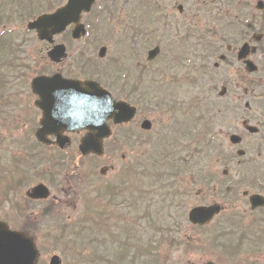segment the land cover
I'll return each instance as SVG.
<instances>
[{
	"label": "rangeland",
	"instance_id": "1",
	"mask_svg": "<svg viewBox=\"0 0 264 264\" xmlns=\"http://www.w3.org/2000/svg\"><path fill=\"white\" fill-rule=\"evenodd\" d=\"M64 1L65 0H62V3ZM151 1H153V4H156L157 7L159 6L160 10L163 12V22H166L165 26H167V28H165L162 33L156 32V35L150 41L147 40L145 35L138 36L140 42H137V44L134 45L136 46L134 50L139 54L137 60H131L127 56H123V53L119 51V47H122L123 44L127 47V41L132 40L130 37L133 29H144V25L140 20L142 17V11L139 8H132L134 0H101V2L94 7L91 15L85 18V22L90 26L95 24L97 13L101 11V5L115 4L116 6L114 10H111L112 15L110 13V15H107L106 13L104 16L103 14L101 17L103 20L99 21L100 27L98 31L93 29V27L88 28V39L85 42L87 43V49L88 43L90 44L89 54L94 59V63L96 61L100 68L110 67L109 69H111L113 68L114 61L117 59V61H121V64L125 67L124 69H141L143 65L146 64H149L147 69L150 70L160 68L168 69L171 51L175 50L176 53H182V51H180L181 47L179 41L180 39H183L185 31H187L186 27L195 28L196 35L207 36L209 39L217 40L219 36H213L210 34V30H215L219 33L220 31H223V29H227V26L224 23L223 12H221L222 8L226 7L225 5L233 4L232 2H238V0ZM257 1L258 0H240L237 3L238 9L240 10L249 6L243 17L246 18L245 25H247V22L251 19L248 25H252V27L254 26L253 30L244 31L246 35H237L233 33L232 37L235 39L230 41L231 43L220 44V46H218L219 54H215L208 60L206 59L205 62L202 61L203 52L199 51V60L196 55L191 61H188L185 57L181 64L172 63L173 68L167 71V76H177V83L174 85L176 88L171 91V98L173 101H177V104H181L185 110L192 99H199L198 102L200 103V107L197 114L195 115L192 112L190 114L189 112L188 116H191V122L189 123V120L183 127L186 129V132H188L189 137H187V142L189 139L195 140L191 150H195L199 147L197 149L199 154L204 148V145H206V141L210 137L211 132L215 140L214 143H222L224 151L229 150L231 153L235 154V151L238 150L235 149L236 147L231 146V143L229 142V136L234 133V129H237V123L239 122L241 113H245L244 107L242 106L243 104H240L237 99L238 96L241 97V99H239L240 101L250 102L251 108L246 112L247 115H250L255 119H260L261 113L264 116V86L261 89H253L251 86L255 83L254 78L245 76L242 87L247 88L246 95L243 96L239 88L236 89L238 94H231L230 91H232L234 79L238 77V71L241 69V64L233 58V55L228 56V63L220 62L219 60L220 55L225 53L226 56L228 55V53L225 52L227 45L233 46L235 48V53H237L242 44L249 43V39L251 34H254V30L260 29L259 27L264 25V10L258 11L255 8ZM180 5L182 7V13L177 9ZM217 9L220 10L217 11ZM230 9L234 8L230 7ZM229 13L231 12L227 9L224 12V14L228 16H236L239 15L240 11L238 13L232 12L234 13L233 15ZM159 15L160 14H158V16ZM230 21L234 20H227V22ZM14 24L9 26L11 28V35L16 40L15 44L14 42L13 44L16 47H18L17 44H20L21 49L18 47L19 50L16 52V57L12 61L14 62L12 68L9 67V70L5 72L7 83L1 90L4 103L0 101V166H5V163L10 160L12 156L19 157L22 154L23 142L21 141L26 140V126L20 119L21 110L27 108L33 110L37 114V111L33 107V101L35 98L31 95L29 89V84L31 79L35 76V71L39 70V68H48L52 72L57 69H60L65 73L73 71L72 68L75 65L77 52L84 49V42H72L66 35L56 37L55 43H63L66 45L67 58L60 65H54L50 63L46 56L49 46L46 43L39 42L34 34H26V23L23 26L18 23ZM235 25V22L232 23V26ZM149 27L154 29L155 24L151 23L148 25V29ZM237 27L238 29L235 31L242 29L239 24ZM153 29H151V32ZM245 29L246 28H244V30ZM106 37L110 39L105 41L104 39ZM234 40L236 43L235 46L232 43ZM94 42H96L97 45L95 49ZM194 44H196V41H194ZM260 44L264 45V40H262ZM101 46L107 48L106 56L103 60H100L97 57L98 49ZM154 46L160 47V55L157 60L147 63V51ZM192 53L196 54L195 52ZM87 57L88 54L86 58ZM215 63L217 64L216 69H214ZM186 65L192 66L195 69V72L189 70V67ZM205 65L206 67H209L210 71L207 70ZM196 67L198 68L196 69ZM90 72L92 75L95 74V71L93 70ZM260 76L261 77L259 78L264 79V73H261ZM187 77L190 79L192 78L191 85L186 82ZM222 87H226V93L221 97L219 96V92ZM229 101L234 106H237L239 110L232 114L230 113L226 117L227 119L222 121L219 120L214 127L216 119H218L220 105H224V102ZM13 102L17 103V107L21 106V108L14 109ZM259 105L261 108H259ZM184 110L178 112L179 119H186L185 117L187 116L184 115L186 114V112L184 113ZM153 117L154 115L151 113L148 118L153 120ZM37 118L39 119V115H36V120ZM172 122L173 120L165 123L171 124ZM238 131L237 134H239ZM158 133L159 123L155 121V128L151 132V135L153 134V136L146 137L145 140L156 138ZM263 136L264 132L250 137L247 136L244 139L245 142L240 146L243 147L245 144L250 146L251 149L248 150L249 153L247 157L250 158L251 161L256 159L257 165H264V155L262 158L257 159L256 154L259 150L255 148L257 146L256 144H260L262 139L264 140ZM187 142H185V144H187ZM197 142H199V144H197ZM148 144H150V142L135 143L134 150L137 152L135 153V158L133 157L134 154L129 152L125 147L123 148V152L116 151L113 154L105 152L103 159L96 161V170H94L89 176L90 181L86 185H81L76 188V195L68 194L69 197H64L62 194H58L54 189L50 188L52 191V197H55L60 202V211L65 214L67 221L65 220L66 224L61 231L63 234H61L59 230L53 226V222L49 221V219H39L36 212L34 220H38L39 228L38 232L33 233L32 236L41 253L38 264H48L49 258L53 254L58 255L62 259V264H149V256H152L151 264H156V259L158 258L159 253H153V251L161 241V235L163 234L161 233V230L169 227L170 223H172L173 226L176 221H179L180 224L176 228V232H173L172 229L168 236L166 234V243L160 260H158L159 264H204L207 261H211L215 264H242L248 256H257L258 264H264V245L258 246V242L264 241V239L261 238V240H258V238H253V240H248L247 245H242L240 247L239 256L232 257V261L228 262L223 258L224 254L218 255L217 253H213L214 250L211 241L205 238L208 236L207 233L202 235L204 229L198 230L188 224V207L193 204L198 205L201 203L209 204L212 202H218L225 206L224 214L213 221L211 224L213 226L218 222L219 224H222L226 218L233 214L235 217L243 216L246 218L248 225L251 223V220L257 216V213H249L247 199L242 197L241 194V191H243L242 188L240 193L235 192V194H237L236 199L234 198L235 200H232V198L229 200L228 197L224 200L223 197H220L219 185L210 187L209 184L204 183L205 181L200 180L203 176L220 174L217 181H227V179L221 178L224 170L230 175L228 181L237 180L238 177V167H233L232 163H230L228 168L222 165L219 166V160L212 159L208 154L204 155L206 159L202 164L205 168L204 172L199 174L198 187L190 184V188H187L186 209L175 210L176 202H178L180 196H182L181 194L184 192L183 189L185 184L190 179L189 168L184 171L183 168L181 169L178 167L179 170L177 169L173 172L180 173V175H178V178L175 180L171 179L170 184L168 181L167 186L164 182H166L168 178L166 177L167 179H165V177H162L160 180L156 178L150 180L149 184L143 189L142 185H139L136 182L139 179L138 176H135L133 195V201L135 202V217L134 227L131 229V237L127 238L122 236L118 238V244L115 245L109 240V236L118 237L121 234L122 225L127 228V225L123 221L126 215L129 214L125 204L118 205L117 211L121 213L122 217H115V223H117L116 227L114 226L115 223L112 225L113 222L111 221L102 223L101 232L95 234L87 230L92 227V224H89V228L86 223V227L83 226L81 220L82 215L87 200L94 197L93 191L95 188L104 182L113 180L112 178L116 175L120 176L123 168L135 164V161L136 166H138V169L136 170L139 174H141V169L149 159H157V161H159L160 157L158 154H155V157L152 158V150L148 147L153 145ZM75 149L77 148L75 147ZM183 149L185 150L182 155L188 160L190 158L193 159V157L188 156V147L184 145L182 151ZM122 155L125 156L124 160L121 159ZM65 157V165L67 166L68 163L70 167L69 170L72 171V173H74L73 171L76 167L79 169L83 164L77 155L73 158ZM88 161L86 160V163ZM256 164L254 163L252 166H255ZM109 166H113V171L108 173L106 178L99 177L100 168ZM191 166H193V164H191ZM149 170L152 172V176L158 172L151 168H149ZM260 171L261 170H258L257 172ZM80 173L81 172L79 171L78 175H80ZM233 177H236V179ZM139 181L143 180L139 179ZM172 181L175 182L172 183ZM38 182L46 183L42 180L30 181L28 184H25V186H22L19 194H24L26 189ZM60 184L65 187L61 186L60 190H62L63 193H65L66 190L68 193L70 190L69 184H66L65 182H60ZM258 190L264 195V189H253L252 191L256 192ZM124 195L125 199H128V196L130 197V194H127L125 190ZM46 202L47 201L39 202L36 209L38 211L41 210L46 206ZM5 212V209H2L0 211V217L7 219ZM174 216L175 219H172ZM260 216L264 217V210L261 211ZM128 217L130 218V216ZM153 218H155V221L157 220L154 224L155 230L150 226V220ZM8 219V223L12 228H19L21 225L23 226L22 221L12 220L10 217H8ZM257 232H259V228L257 229ZM245 233L246 231L244 229V234ZM259 236L260 235H258V237ZM198 239H200L199 242ZM143 245H146L147 251L142 250ZM191 245H193V248H197H194L193 250L191 249V252H189Z\"/></svg>",
	"mask_w": 264,
	"mask_h": 264
},
{
	"label": "flooded vegetation",
	"instance_id": "2",
	"mask_svg": "<svg viewBox=\"0 0 264 264\" xmlns=\"http://www.w3.org/2000/svg\"><path fill=\"white\" fill-rule=\"evenodd\" d=\"M149 1V8L153 9L156 8V4L154 5L153 1ZM159 8V6H158ZM145 35V34H144ZM143 35V36H144ZM136 40H138L137 35H135ZM110 38H105V41H108ZM230 47V48H228ZM226 48V52L229 53V55L233 54V51L235 53V50L232 46H228ZM134 50V49H133ZM132 50V51H133ZM77 53L83 54L87 53V43L84 41V49L78 51ZM255 53L260 55V59L264 57V46H259L255 49ZM193 53H190L189 55H186V57H189L190 60L193 59ZM81 56L78 55V58L76 56L75 65L72 68L73 71H69L68 73H65L64 71H59L60 69H57L53 71L52 73H49L50 76L54 75L55 73L61 74L64 78L74 79V80H89L94 78L86 75V59L81 58ZM66 60V59H65ZM63 60L62 62H64ZM103 60V59H101ZM61 62V63H62ZM60 63V64H61ZM97 64V62L95 61ZM94 63V59L89 62L90 70L95 71L96 75V81L97 79L101 85L104 83L106 84V88L110 91V93L113 95V98L115 101H124L128 105L134 107L135 114L134 117L127 123L120 124V125H112V122H107V125L111 129V137L104 141H128V142H134V141H154V140H165V139H174L177 140L178 137H189L188 132L186 133H180L178 130V126H181V119L178 118V110L166 102H163L164 108H161L160 106H157L156 103L150 102L147 100V97L144 95L146 93H150L151 91H157L161 89L162 85V79L161 77L165 78L164 74L160 76L159 71H152L150 69H147V66L149 64L143 65L142 69H134L131 71V69H121L116 70L113 72V74L108 75L106 72L109 67H103L100 68L97 64ZM150 63V62H149ZM57 64V65H60ZM192 71V69H189ZM107 73V74H106ZM30 89V88H29ZM1 92V91H0ZM31 95L36 99V97L32 94L30 90ZM33 101V107L37 111V114L30 109L23 108L21 110V120L26 126V140L21 141L22 143V154L19 157L13 156V161L9 166H1L0 167V201L3 203H13L15 205L22 206L20 210V215L18 218V221L23 222V226L27 229V233L30 235H33L35 231L33 229H36L39 227L38 220H34V216L37 212V215L40 216L43 211L37 210L36 207L39 202L42 201H49L47 200H36L29 198V190H26L24 194H19L20 189L22 186H25V184H28L30 181H32L34 178L37 177L39 173H43L48 169H54L55 168V158L56 162L59 163L60 167L65 166L66 172L69 170V165L67 163V166L64 162V157H74L75 155L80 158L82 161L81 167L78 169V167L75 168L71 174L76 177V179L79 181L77 184L74 185V187L70 186V190L67 193L65 190V193L62 192V190H55L58 194H62L64 197H69L68 194L76 195V188L80 187L81 185H86L90 180L89 176L92 174L94 170H96L97 163L96 161H100L103 159V157L95 158L93 155L90 156H81L78 145L80 140L87 134L86 130H81L79 132H69L66 133V136L68 137L69 144L65 145V147H58L55 144L53 145H44L40 144L36 139V130L39 126V119L41 116V112L34 106ZM4 103V102H3ZM17 103L13 102V107L20 109L21 106L17 107ZM259 108L260 105H259ZM153 114V120L149 119V115ZM261 113V112H260ZM36 115H39V119L36 120ZM243 119L242 121H247L248 123H256L258 122V127L260 131L264 128V117L262 113L260 114V119H256L252 116H245L242 115ZM174 118V119H173ZM263 119V121H261ZM173 120L171 124L165 123ZM155 121L159 123V133L156 138H151L148 140H145L146 137H152L151 132L155 128ZM144 122H148V125H144ZM242 122V125H243ZM144 127V128H142ZM248 131L244 129V132L240 135L241 137V143L240 145L245 142L244 139L247 136H251ZM264 137V136H263ZM50 142H53L55 140L54 137L50 136L48 137ZM257 145V144H256ZM75 147L77 149H75ZM245 150H243V155L240 156V165L244 171V178L247 180V182L244 183V186L246 188H254L253 185L256 187V189H264V165L259 164L262 168L260 169V172H254L252 169V165L257 162L255 159L254 161H251L250 158H248V153L250 146L245 144ZM256 149L260 148V151L257 152L256 158H262L264 155V140L262 139L261 146L257 145L255 147ZM69 154V155H68ZM121 159L124 160V156H121ZM86 160L88 161L86 163ZM111 161L110 159H108ZM67 162V161H66ZM94 163V164H93ZM127 167V166H126ZM125 167L123 168L122 173L119 175H116L113 180H109L107 182H104L103 184L99 185L97 188L94 189V197L87 200L88 206H93L94 210H107L115 207L119 201L121 200L119 198L120 194H124V190L120 189L119 184L121 179L122 181L125 180L126 182L131 181L133 179V166L130 165L126 171H124ZM79 171L81 172L80 175H78ZM113 171V167H103L99 170V177L106 178L108 173ZM38 179L41 180H50L52 183H54V178H52L49 175L41 174ZM254 180V181H253ZM57 179L55 178V183H57ZM254 182V183H253ZM128 187L126 189V193L130 194L133 191V182H128ZM36 185V184H34ZM33 185V186H34ZM53 188V185H51ZM81 190V189H79ZM52 192V191H51ZM250 193V194H249ZM248 195L244 198L249 200V197L252 192H249ZM257 194L263 195L262 192H256ZM121 195L120 197H122ZM14 199L17 200V202L14 201ZM128 199L130 197L128 196ZM123 201V200H121ZM46 206H44L43 210L45 212V215L50 218L51 216H55L53 214L59 212L60 219L67 220L65 214L61 213L60 211V202L55 198L52 197L49 202H46ZM261 210H264L263 208H256L252 209L249 206V213L254 214L258 213L256 216V219L259 223H262L264 220L260 218ZM250 216V215H247ZM41 219V218H39ZM242 227L245 228L248 226L246 221L242 222ZM246 230V229H245ZM255 257H250V259L253 261L255 260L258 264V259Z\"/></svg>",
	"mask_w": 264,
	"mask_h": 264
},
{
	"label": "water",
	"instance_id": "3",
	"mask_svg": "<svg viewBox=\"0 0 264 264\" xmlns=\"http://www.w3.org/2000/svg\"><path fill=\"white\" fill-rule=\"evenodd\" d=\"M95 1L68 0L64 7L53 14L38 17L28 27L36 30L39 39L51 42L54 35L62 33L69 24L74 23L72 37L78 39L85 35L83 26L79 24L80 16L83 12H89ZM244 53L245 49L240 56ZM48 56L57 62L63 56V47H55ZM32 88L40 99L36 105L43 111L41 129L36 134L37 139L45 143L46 135L58 136V132L63 130L78 128L96 130V134L82 140L80 149L84 154L89 152L101 154V140L109 135L105 126L107 119L114 118L115 122H122L133 115V110L128 109L123 103H115L111 96L94 82L64 80L56 75L52 78H36L32 82ZM116 110L118 113H115ZM232 141L235 139L232 138ZM47 194L43 186H38L32 190L30 196L45 198ZM250 203L253 208L264 206V199L252 196ZM217 210H219L217 206L196 208L190 213L189 220L193 224L203 225L218 212ZM37 257L38 252L31 239L22 233L9 231L6 225L0 223V264H35ZM50 264H60L59 259L56 256L52 257Z\"/></svg>",
	"mask_w": 264,
	"mask_h": 264
},
{
	"label": "trees",
	"instance_id": "4",
	"mask_svg": "<svg viewBox=\"0 0 264 264\" xmlns=\"http://www.w3.org/2000/svg\"><path fill=\"white\" fill-rule=\"evenodd\" d=\"M29 9H30V8H29ZM31 12H32V10L30 11V13H31ZM30 13H29V14H30Z\"/></svg>",
	"mask_w": 264,
	"mask_h": 264
}]
</instances>
